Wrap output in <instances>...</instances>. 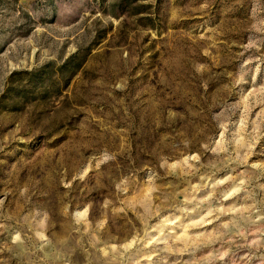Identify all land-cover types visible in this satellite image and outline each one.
Returning a JSON list of instances; mask_svg holds the SVG:
<instances>
[{"label": "rangeland", "instance_id": "374dc122", "mask_svg": "<svg viewBox=\"0 0 264 264\" xmlns=\"http://www.w3.org/2000/svg\"><path fill=\"white\" fill-rule=\"evenodd\" d=\"M0 264H264V0H0Z\"/></svg>", "mask_w": 264, "mask_h": 264}]
</instances>
